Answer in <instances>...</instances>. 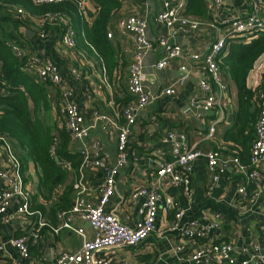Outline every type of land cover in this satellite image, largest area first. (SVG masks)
<instances>
[{
    "label": "crops",
    "instance_id": "1",
    "mask_svg": "<svg viewBox=\"0 0 264 264\" xmlns=\"http://www.w3.org/2000/svg\"><path fill=\"white\" fill-rule=\"evenodd\" d=\"M205 1L208 8L210 0ZM186 2L187 0L185 5ZM86 4L89 5V0ZM161 9L162 5L156 0H123L121 16L133 14L144 17L147 20L148 37L154 41L158 33L162 32L154 21V16ZM250 11L248 0H222L216 12H209L211 17L208 20H198L200 26L195 36L178 39L182 47L181 57L172 59L162 70L152 67V64L161 57L160 48L146 57L145 71L150 78L148 82L150 88L160 92L173 85L175 92L169 95L162 94L151 105L138 112L131 127L128 138L129 158L119 168L114 192L105 205L106 210L115 214L121 222L134 226V223L141 218L140 209L143 199L133 198V191L139 186L150 185L155 178L157 164L171 160V147L163 139L168 131L184 133L188 145L203 152L230 144L223 138L224 132L231 126L236 107L235 87L230 79L221 76L224 85L222 90L213 85L220 108L215 107L202 118L197 119L189 111V103L191 98L203 94L198 86V80L201 73H204L203 57L216 38V25L231 17L246 16ZM108 30L112 33V38L109 40L114 46L118 60V65L116 69L111 70L110 76L106 75L103 61L98 54L96 57L75 54L74 49L64 47L53 33L39 38L34 25L21 27L24 38L28 41L26 46L30 51L42 60L56 65L62 75L63 83L72 91V101L79 106L85 124L90 126L88 140L97 139L100 142V152L108 155V162L113 165L117 155L118 128L125 123L121 111L115 110L114 99L121 97L123 92L127 91L128 65L134 47L131 35L119 31L116 20L110 22ZM25 31H31L28 38L25 37ZM227 50L228 48L223 55ZM193 54L200 55V58L194 61L191 59ZM184 64L188 66L190 72L180 83L179 79L182 76L180 67ZM258 67L264 69V60ZM48 89L49 120L54 123L56 133L58 129H62L59 92L52 84L48 85ZM2 93L4 90L0 87V94ZM132 102H135V97L129 101ZM96 114L112 118L114 125L95 121ZM212 123L215 131L213 136L209 137L208 130ZM69 140L71 143L69 152H79V142L71 138ZM4 166L5 152L0 146V171ZM254 168L259 175L255 181L249 182L248 186L254 189L253 191H257L258 195L254 197L249 194L246 199H238L236 189L245 183L244 175H239L234 168L228 167L226 173L221 175L217 182L211 184L205 158H197L189 173L190 195H187L181 185L171 183L169 178L162 179L157 184V189L162 196L170 197L172 207H166L162 201L159 202L154 219V230L138 245L109 249L100 257L109 259L110 264H190L189 255L201 243L220 241H228L232 244L233 255L238 262L245 256L244 250L249 252L255 245L264 251V162ZM65 170L72 183L80 176L79 170L74 174L71 165ZM22 175L26 186L30 189L31 197L35 192L37 175L32 167L24 169ZM106 175V172L99 168L88 167L82 170V181L87 187L84 197L88 204H95L100 184ZM3 185L4 181L0 178V188ZM58 190H61V187ZM39 201L41 200L38 196L37 202ZM42 202L48 207L47 203ZM177 209L184 212L182 221H194L198 228L209 229L205 238L189 239L168 230ZM10 211L12 210L0 214V264H44L57 252L79 249L82 238L63 228L62 218H58L57 214L56 222L53 224L47 213L41 215L35 211L32 216H11ZM39 220L44 221L47 226L37 229ZM215 223V227L210 226ZM73 224L83 228L88 239L93 237L94 233L89 223L79 216L73 217ZM14 237H25L28 251L37 250V253L29 254L25 259L19 258L18 252L7 243Z\"/></svg>",
    "mask_w": 264,
    "mask_h": 264
},
{
    "label": "built area",
    "instance_id": "2",
    "mask_svg": "<svg viewBox=\"0 0 264 264\" xmlns=\"http://www.w3.org/2000/svg\"><path fill=\"white\" fill-rule=\"evenodd\" d=\"M35 5L56 4L66 0H31ZM80 13L88 0H72ZM146 1V0H144ZM162 5V9L154 16L155 23L162 29L154 41L147 34V20L138 15H127L116 20V27L121 32L129 33L132 37L134 51L132 59L128 65L127 91L135 97V102L124 105L121 108V115L125 123L118 128L117 135V155L113 165L108 162V155L100 152V142L88 140L90 126L84 122V116L79 106L72 101V91L63 83L61 73L55 64L50 61L42 60L31 51L18 45H12L11 49L18 58L28 54L25 62L26 72L33 76L37 81L44 84H52L58 88L60 111L62 114L61 125L68 136L79 142V153L81 162L79 165L80 176L73 183L76 195L72 207L68 212H60L58 218H62L61 226L75 233L82 238L81 245L76 251H60L44 264H110L109 259L100 257L105 251L117 247H133L143 242L144 239L154 230V219L159 202H163L166 207H172V201L168 196H162L157 184L164 178H169L171 183L181 185L187 195L189 191V173L192 170L193 162L204 157L210 174L211 184L218 181L221 175L225 174L228 167H232L238 174L244 175L246 181L236 189L238 199L246 198V182L255 181L259 172L254 166L264 162V102L259 110L255 125V138L249 152V163L253 167L247 171L239 163L237 158L231 161L222 159V155L210 150L203 152L190 146L184 133L168 131L163 137L165 143L171 147L172 158L169 161L159 162L155 170V178L150 185L139 186L133 191L132 196L143 199L140 209L141 218L134 226H129L120 221L113 213L105 208L110 196L114 192L115 179L119 168L123 166L128 158V138L131 127L136 120L138 112L151 105L162 94H173V85L160 92L153 91L148 82L150 78L145 71L146 57L157 48L162 51L161 57L156 60L152 67L156 70L166 68L174 58L182 56V47L178 41L181 37L195 36L200 22L184 15L185 0H156ZM251 11L243 17H231L216 25V38L210 44L208 52L203 57L204 73L198 80V86L203 94L200 97H193L189 103V111L192 115L200 119L215 107L220 108L219 100L213 91V85L218 89H224L219 69V58L229 47L235 38L247 41L250 36L264 34V0H248ZM222 4V0H210L208 9L216 12ZM17 12L22 14L21 8ZM58 17L62 33L58 40L70 49H75L74 33L70 27L69 20L65 16L56 13H46L38 26L43 25L45 20L51 21ZM39 38H44V31H37ZM106 36L112 38L111 31L107 30ZM200 55L193 54L191 59L197 61ZM1 67V64H0ZM190 70L187 65H181V78L179 82L187 77ZM116 110V109H115ZM119 112L118 110H116ZM95 121L114 125V120L102 114L95 115ZM215 126L212 123L208 130V136L212 137ZM57 135H54L53 143L50 147V155L56 164L64 169L70 168L69 162L57 156ZM0 146L5 152V166L0 171V178L4 181L0 188V214L10 211L11 216H31L34 211L30 209V191L26 186L20 161L13 153L6 137H0ZM90 167L91 169H103L106 177L100 184L99 193L95 204H88L84 193L86 185L82 181V170ZM258 192L253 191L251 196H257ZM183 210L177 209L174 213L173 221L168 227L169 231L179 234L181 237L195 239L205 238L209 229L199 227L194 221H182ZM79 216L82 220L89 223L93 230V237L88 239L85 231L81 227L73 224V217ZM44 221L37 222V229L45 226ZM215 227V224H211ZM19 255V258L28 257V249L25 237H14L7 241ZM245 251V256L238 262L233 255V246L228 241L201 243L188 257L190 264H264V252L258 246H254L249 252Z\"/></svg>",
    "mask_w": 264,
    "mask_h": 264
},
{
    "label": "trees",
    "instance_id": "3",
    "mask_svg": "<svg viewBox=\"0 0 264 264\" xmlns=\"http://www.w3.org/2000/svg\"><path fill=\"white\" fill-rule=\"evenodd\" d=\"M122 4L123 0H89V5L86 4L84 12L80 13L72 0L42 5H35L31 0H0V87L4 90L0 94V137H6L20 161L21 172L27 167L34 169L37 180L30 209L41 215L47 213L53 224L56 214L70 210L76 195L69 174L50 155L54 135L58 138L57 156L70 163L74 174L79 169L82 157L77 151L69 152L71 143L68 134L63 128L55 133L54 123L49 120V84L29 75L24 68L28 54L18 58L11 47L18 45L30 52L26 46L28 41L21 31V27L29 25H34L36 31L53 33L59 38L62 29L58 17L37 25L46 13H56L69 20L76 44L74 53L88 57L98 54L106 75L110 76L118 60L106 32L111 21L122 17ZM18 8L23 10L22 14L17 12ZM209 12L205 0L186 2L185 15L208 20L211 17ZM263 60L264 34L261 33L250 36L247 41L235 38L229 44L227 53L221 55L218 61L221 76L228 77L235 87L236 107L231 126L223 135L224 141L230 144L212 150L219 152L225 160L237 158L247 171L253 168L249 163V152L255 138L254 125L264 102V69L258 67ZM133 99L132 94L124 91L121 97L114 99L115 109L120 111ZM248 183L245 184L247 197L254 190ZM59 187L61 190L57 191ZM36 253L37 250L28 251V255Z\"/></svg>",
    "mask_w": 264,
    "mask_h": 264
},
{
    "label": "water",
    "instance_id": "4",
    "mask_svg": "<svg viewBox=\"0 0 264 264\" xmlns=\"http://www.w3.org/2000/svg\"><path fill=\"white\" fill-rule=\"evenodd\" d=\"M31 34V31H25V37L28 38V35ZM264 252V251H262Z\"/></svg>",
    "mask_w": 264,
    "mask_h": 264
},
{
    "label": "rangeland",
    "instance_id": "5",
    "mask_svg": "<svg viewBox=\"0 0 264 264\" xmlns=\"http://www.w3.org/2000/svg\"><path fill=\"white\" fill-rule=\"evenodd\" d=\"M28 190L30 191L29 187H28Z\"/></svg>",
    "mask_w": 264,
    "mask_h": 264
}]
</instances>
